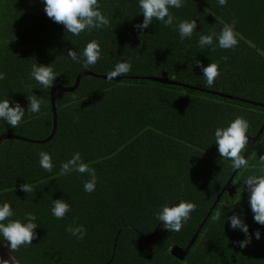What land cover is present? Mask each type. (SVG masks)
<instances>
[{
	"label": "trees",
	"instance_id": "trees-1",
	"mask_svg": "<svg viewBox=\"0 0 264 264\" xmlns=\"http://www.w3.org/2000/svg\"><path fill=\"white\" fill-rule=\"evenodd\" d=\"M99 2L110 25L72 36L46 15L42 0H0V98L25 109L28 95L42 100L41 111H26L15 129L0 121V135L48 137L54 127V87L73 86L83 71L109 74L117 62L131 64L127 78L85 75L76 90L58 91V125L50 141L6 139L1 144L0 203H11V219L31 211L39 224L33 243L15 255L22 264H264V226L254 221L248 194L242 191V179L260 172L264 155V0H228L223 7L217 0H186L182 8L171 10L179 19H197V31L183 41L174 28L155 20L143 33L138 31L134 25L143 14H138L137 0ZM233 21L239 38L235 48L198 46L201 34L219 33ZM90 40L101 45V58L84 68L66 53L74 48L79 54ZM211 62L219 63L220 73L209 88L202 66ZM35 63L51 64L57 72L52 88H41L30 78ZM164 72L171 80L244 100L134 77ZM237 117L248 121L249 136L261 132L243 152L249 168L240 170L219 156L214 143L215 129ZM42 151L53 157L51 173L39 166ZM75 153L95 169L91 193L83 190L88 174L61 173V164ZM233 175L232 190L224 189ZM25 183L32 192L20 189ZM237 197L241 200L234 210L253 234L245 248L237 243L244 234L225 222V215L232 214L226 204ZM61 198L71 210L58 220L51 206ZM180 200L194 202L196 209L179 233L170 232L156 212ZM202 224L186 257L175 256L173 248L186 247ZM76 225L86 228L82 240L67 231Z\"/></svg>",
	"mask_w": 264,
	"mask_h": 264
},
{
	"label": "clouds",
	"instance_id": "clouds-1",
	"mask_svg": "<svg viewBox=\"0 0 264 264\" xmlns=\"http://www.w3.org/2000/svg\"><path fill=\"white\" fill-rule=\"evenodd\" d=\"M42 3L46 15L54 22L62 24L67 33L72 36H80L82 32H90L93 29H102L110 25V19L102 12L99 0H42ZM185 3L186 0H137L138 14H143V20L135 24L134 27L143 33L155 20L166 27L174 28L181 41L190 39L197 31V19H179L171 11L182 8ZM227 3L228 0H217L219 7H223ZM234 24V21L231 24L225 23L219 33L201 34L198 39V46L202 50L211 48L212 51H215L216 48H235L239 43V38ZM66 55L71 61L82 63L84 68H91L101 58V45L96 40H90L79 54L74 48H71L67 50ZM195 64L200 65L201 62L195 60ZM130 71L131 64L129 62H117L107 78L114 79ZM219 73L218 62H211L207 66H202V75L209 88L215 86L214 82ZM57 77L58 74L51 64L35 63L31 66L30 78L35 80L41 88H52ZM2 79H4V74L0 73V80ZM27 100L29 103L25 109L19 102L13 104L11 99L0 98V121L6 122L15 129L24 120L26 111L29 114L41 111V99L28 95ZM248 131L249 123L243 117H237L227 126L217 127L214 131V143L217 146L219 156L231 161V167L235 170L249 168V160L243 154L249 145ZM39 166L47 172L53 171L54 162L51 153L40 152ZM258 167L259 173L252 172L242 179V191H246L248 194V202L254 221L264 226V155L260 156ZM72 171L88 174L90 179L85 181L83 190L87 193L95 191L97 183L95 169L82 160L80 153H75L69 160L61 164L62 174H68ZM20 189L27 194L33 191V187L29 183L20 185ZM240 200L241 197H237L235 202L226 204L232 214L225 215L224 213V215L225 222L230 221V227L233 230H239L244 234L245 238L237 241V243L239 247L245 248L251 243L253 234L243 216L234 210V206ZM195 209L196 204L188 200H180L171 206L164 204L156 212V219L163 222L164 229L179 233L182 227L189 222ZM70 210V204L66 199H54L51 214L56 219H63ZM14 215L15 212L10 202L0 203V240L5 242L10 252H15L22 246L31 245L37 235L36 229L39 225L37 215L34 212H25L22 219H11ZM216 218L219 220L220 215L218 214ZM67 231L81 240L86 235V228L83 225L69 226ZM261 236L260 229H257L254 233L255 239L259 240ZM0 261H3L1 256ZM2 264H8V260L3 261Z\"/></svg>",
	"mask_w": 264,
	"mask_h": 264
},
{
	"label": "water",
	"instance_id": "water-1",
	"mask_svg": "<svg viewBox=\"0 0 264 264\" xmlns=\"http://www.w3.org/2000/svg\"><path fill=\"white\" fill-rule=\"evenodd\" d=\"M167 74H168L167 72H164L163 75L160 76V77L159 76H151V77H147V76H134V77H138V78H150L152 80H156V81H160V82H166V83H170V84H176V85H180V86H185V87H189V88H195V89L203 90V91H206V92H211V93H214V94L221 95L223 97H229V98H233V99H242V100H244L243 98H240L238 96L227 95V94H225L223 92L208 91V90H205L203 88H199V87H196V86H193V85H189V84L181 83V82H178V81H175V80H171V79H169V77H168ZM85 75H92V76H95V77H100V78L108 79L107 78L108 77V74H97L96 72H93L91 70H88V71L81 72L77 76L76 83L73 86H70V87H60V86H57V87H54L51 90V104H52V112L54 114V127H53V130H52L51 134L48 137L43 138V139H36V138H31V137H27V136L16 135L14 133H8L7 132V133H4V134L0 135V146L3 143V141H5L6 139H10V140H22V141H27V142H32V143H46V142L50 141L54 137V135H55V133L57 131V125H58V114H57V105H56V94H57V92L58 91L72 92V91L76 90V88L79 86V84L81 82V79ZM127 77H129V76H125L124 74H122L121 76H118V77L114 78L113 80H121V79L127 78ZM249 102H252L254 104H259L257 102H253V101H249ZM260 134H261V132H259V134H257V136H255V137L249 136L250 144L252 143L250 145L251 147L256 142V140L258 139V137L260 136ZM234 175H235V173H234ZM234 175L229 180V182L227 183V185L225 186L224 189L232 190L231 181H232ZM210 214L208 215V217L210 216ZM208 217L206 218L205 221H207ZM203 226H204V224H202L200 226V228L196 232L195 236L192 238V240L190 241V243L186 247L175 246L173 248V250H172V253L176 256V253L177 252H180L182 254V256L180 258L181 259H184L186 257V255L189 253L190 249L192 248V246H193V244H194V242H195V240H196L199 232L203 228ZM115 250H116V244L114 246V251ZM0 256L3 259V261L8 260V264H22L21 261L19 260V258L15 255V253L14 252H10L9 248L7 247V245L5 244V242L3 240H0ZM10 257L12 259H9Z\"/></svg>",
	"mask_w": 264,
	"mask_h": 264
},
{
	"label": "flooded vegetation",
	"instance_id": "flooded-vegetation-1",
	"mask_svg": "<svg viewBox=\"0 0 264 264\" xmlns=\"http://www.w3.org/2000/svg\"><path fill=\"white\" fill-rule=\"evenodd\" d=\"M249 144H250V141H249ZM251 144H252V143H251ZM251 144H250V145H251ZM176 256H178V257L180 258V257L182 256V254H181L180 252H177V253H176Z\"/></svg>",
	"mask_w": 264,
	"mask_h": 264
}]
</instances>
